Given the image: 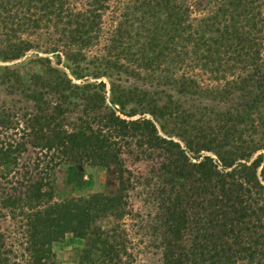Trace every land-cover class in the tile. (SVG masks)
Here are the masks:
<instances>
[{"label":"trees","instance_id":"1","mask_svg":"<svg viewBox=\"0 0 264 264\" xmlns=\"http://www.w3.org/2000/svg\"><path fill=\"white\" fill-rule=\"evenodd\" d=\"M79 1H84L81 9L73 3ZM108 1L0 0L3 54L19 59L33 43L19 40L20 45H14L10 42L19 36L5 31L41 38L49 24L60 35L45 44L78 45L82 50L92 43L94 36L88 34L96 29L98 12ZM135 1L142 7V36L147 40L136 53L134 36L119 28L108 40L106 53L121 49V54L153 69L163 62H183V54L208 47L210 72L240 71L250 77L257 71L264 91V0H203L207 14L197 19V26L189 23V10L183 6L188 0ZM74 54L70 50L65 55L77 76L75 71L82 69ZM218 65L224 69L215 68ZM0 72L9 82L8 96L18 97L10 103L0 100V213L23 227L26 248L21 257L27 264H58L51 245L68 233L85 242L80 264H132L121 225L131 189L141 190L143 205L150 211L144 228L155 241L161 240L162 264L242 261L230 255L228 241L210 234L216 228L236 233L234 246L250 261H264V184L256 170L260 164L239 162L236 154L244 146L228 144L225 139L234 138L231 134L218 143L217 159L201 154L199 164H192L181 146L161 137L144 114L133 121L120 118L116 103L108 104L104 90L88 75L78 84L52 66L27 75L7 67ZM252 94L253 102L259 103L262 95ZM188 149L193 152L191 142ZM124 154L147 162V168L134 173L126 167ZM94 168L107 171L102 190H94L93 175L86 172ZM61 171L67 195L57 186ZM75 192L79 196L69 195ZM109 215L117 221L113 226L97 225ZM182 232L190 236V244L175 246ZM6 242L1 234L0 264L12 262Z\"/></svg>","mask_w":264,"mask_h":264},{"label":"rangeland","instance_id":"2","mask_svg":"<svg viewBox=\"0 0 264 264\" xmlns=\"http://www.w3.org/2000/svg\"><path fill=\"white\" fill-rule=\"evenodd\" d=\"M81 9L84 1L73 2ZM203 0H188L183 4L189 14V23L197 26V19H201L207 12L203 11ZM105 8L99 10L100 17L97 19L96 29L89 32L92 43L80 49L78 45L67 46L65 43L47 45L43 41L57 39L60 31L53 24L41 31V38L31 37L27 33H14L17 40L12 44L20 45L19 40L33 42L26 46L19 59H12V54H3L6 41H0V68L18 70L27 75L33 72L42 71L43 65L66 71L71 79L81 84L82 78L86 75L92 84L99 85L104 90V97L107 103H116L117 115L128 121L144 117L151 120L157 127L161 137L173 140L181 146L189 158L190 163L199 164L202 156L216 158L220 153L218 143L224 140L228 134L232 139L226 138L228 144L244 146V149L236 154L239 162L252 165L258 162L257 174L264 184V91L260 88L259 72L245 74L240 71L222 72L214 70L210 72L207 52L208 47L201 49L197 54H183V62H163L151 69L150 66L140 65L134 62V57L125 54L120 50L105 52L108 40L116 34L119 28L134 36L131 44L135 46L133 51L139 53L142 42L147 38L142 36V8L135 0H109L104 3ZM154 20V19H153ZM148 25V24H147ZM199 28V27H198ZM145 34V33H144ZM140 37L139 40L136 37ZM204 38L199 39L200 42ZM9 43V42H8ZM189 51L191 44H188ZM30 48V49H29ZM206 49V51H205ZM58 51L57 53L54 51ZM72 50L75 53L77 66L81 71L72 74L74 66L66 59V53ZM7 56L6 59L4 57ZM105 58L106 61L101 60ZM202 58V59H200ZM136 59V58H135ZM50 60L51 64L47 62ZM182 60V59H181ZM112 63V64H110ZM261 64V63H260ZM224 69L218 65L215 68ZM259 70V69H258ZM264 71V68H262ZM250 78V79H249ZM116 86V87H115ZM117 88V89H116ZM117 90L114 96L113 92ZM12 92L9 82L0 72V100L10 103L12 99L8 96ZM256 93L262 95L259 103H254L251 95ZM254 98V97H253ZM257 100H255L256 102ZM248 106V107H247ZM192 143V151L188 149V143ZM211 142H215L211 143ZM252 142V143H251ZM246 144L251 145L249 147ZM190 147V146H189ZM33 151V149H30ZM126 160V167L134 173H142L148 163L133 161L131 156L123 155ZM225 171V170H224ZM227 171L231 172L229 168ZM87 173L93 175L96 187L94 190H102L100 184L107 179V171L103 168L87 169ZM221 172L223 169L221 168ZM64 171L57 175L58 189L65 194L66 188ZM229 179H227L228 181ZM70 189V187H69ZM66 193L65 195H67ZM128 194V214L121 221L122 228L128 237V252L132 255V264H162L163 245L160 239L154 240L150 229H145L148 222L147 214L149 209L143 205L140 189H131ZM71 196H79L78 193H69ZM224 207L221 208L223 211ZM156 211V210H155ZM111 215L103 217L97 225L111 227L116 223ZM23 227L6 218L0 213V235L6 237V250L10 251L11 264H27L25 255L26 240H23L20 232ZM262 232V231H258ZM186 232L177 236L175 246L189 245L190 242ZM218 234L224 241H228L232 251L230 255L239 256L242 261L237 264H263L259 258L250 261L241 252V249L234 246L236 233H230L225 228L214 229L211 235ZM180 237V238H179ZM192 237V236H191ZM247 247L243 246L242 248ZM52 251L58 264H80L85 242L77 235L68 233L59 241L52 243ZM12 252V253H11ZM18 257L19 260H16ZM237 259V260H238Z\"/></svg>","mask_w":264,"mask_h":264}]
</instances>
